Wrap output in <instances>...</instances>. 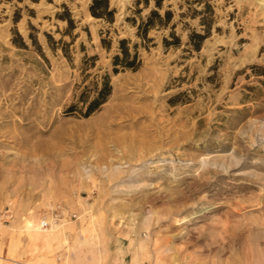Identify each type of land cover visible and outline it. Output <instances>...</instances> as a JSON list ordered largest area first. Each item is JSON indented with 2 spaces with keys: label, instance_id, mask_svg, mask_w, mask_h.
I'll return each instance as SVG.
<instances>
[{
  "label": "rangeland",
  "instance_id": "rangeland-1",
  "mask_svg": "<svg viewBox=\"0 0 264 264\" xmlns=\"http://www.w3.org/2000/svg\"><path fill=\"white\" fill-rule=\"evenodd\" d=\"M89 1L0 0V264H264V0H108L111 23ZM151 8L167 25L110 73ZM84 54L110 94L63 115Z\"/></svg>",
  "mask_w": 264,
  "mask_h": 264
},
{
  "label": "trees",
  "instance_id": "trees-1",
  "mask_svg": "<svg viewBox=\"0 0 264 264\" xmlns=\"http://www.w3.org/2000/svg\"><path fill=\"white\" fill-rule=\"evenodd\" d=\"M146 1L147 0H133V3L135 6L139 2L146 5ZM159 2L160 0H154V6L156 8L160 7ZM87 11L89 15L94 18L108 23L113 21L114 9L109 7L108 0H90L87 5ZM139 12L140 9L138 7L132 11L134 14H138ZM171 13L170 10L166 9L163 11L162 15H160L157 9L151 8L143 18L139 17L137 22L133 16L125 17V20L134 26V35L139 39V43L132 42L125 37H120L115 40V46L109 58L110 73L114 74L119 70L125 69L135 70L140 65L139 54L137 51L138 45L147 48V43L151 40V38L147 36V31L153 27H163L167 25ZM69 22L70 21H68V27H70ZM199 24L202 25V32L191 30L187 33L186 44L195 50L199 49L202 40L209 34L210 19L202 17L199 19ZM169 28V37L167 38L166 36H163L161 38V44L163 47L170 45L177 46L179 44V36L174 34V31L172 30L173 24H171ZM45 36L49 47L54 49L55 47L50 35L46 34ZM105 36L100 37L99 42L100 46L108 51L111 40L110 37H107V31H105ZM60 48L63 55L68 58L64 47ZM95 59V54H84L80 59V65L78 68L84 73L87 68L93 67ZM109 81L110 75L106 70L84 73L81 84L77 86V93L72 95L71 101L63 108V115L87 117L94 111L98 110L110 94L111 86Z\"/></svg>",
  "mask_w": 264,
  "mask_h": 264
},
{
  "label": "built area",
  "instance_id": "built-area-1",
  "mask_svg": "<svg viewBox=\"0 0 264 264\" xmlns=\"http://www.w3.org/2000/svg\"><path fill=\"white\" fill-rule=\"evenodd\" d=\"M57 207V212H56V214L57 215H62V212H63V208H62V206H59V205H57L56 206ZM69 217H75V214L74 213H70L69 214ZM38 225H39V227L41 228V229H45L46 227H47V225H48V221L45 219V217H41L40 218V220H39V223H38Z\"/></svg>",
  "mask_w": 264,
  "mask_h": 264
},
{
  "label": "bare ground",
  "instance_id": "bare-ground-1",
  "mask_svg": "<svg viewBox=\"0 0 264 264\" xmlns=\"http://www.w3.org/2000/svg\"><path fill=\"white\" fill-rule=\"evenodd\" d=\"M130 106V105H129ZM122 107V106H121ZM119 108V107H118ZM113 112H115V109H114V111ZM118 112H120V111H118ZM122 113V112H121ZM120 113V114H121ZM130 113V112H129ZM118 114V113H117ZM125 114V113H124ZM127 114H128V112H127ZM111 115H114L113 113L111 114ZM119 116V115H118ZM107 120V119H106ZM106 123V122H105ZM147 132V131H146ZM131 136V135H130Z\"/></svg>",
  "mask_w": 264,
  "mask_h": 264
}]
</instances>
